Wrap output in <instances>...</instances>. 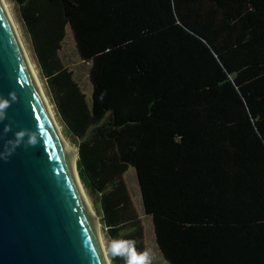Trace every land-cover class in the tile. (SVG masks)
<instances>
[{
	"label": "trees",
	"instance_id": "16d2710c",
	"mask_svg": "<svg viewBox=\"0 0 264 264\" xmlns=\"http://www.w3.org/2000/svg\"><path fill=\"white\" fill-rule=\"evenodd\" d=\"M13 1L111 264H153L129 168L165 264H264V0Z\"/></svg>",
	"mask_w": 264,
	"mask_h": 264
},
{
	"label": "water",
	"instance_id": "95a60500",
	"mask_svg": "<svg viewBox=\"0 0 264 264\" xmlns=\"http://www.w3.org/2000/svg\"><path fill=\"white\" fill-rule=\"evenodd\" d=\"M74 152L0 0V264H109Z\"/></svg>",
	"mask_w": 264,
	"mask_h": 264
},
{
	"label": "rangeland",
	"instance_id": "374dc122",
	"mask_svg": "<svg viewBox=\"0 0 264 264\" xmlns=\"http://www.w3.org/2000/svg\"><path fill=\"white\" fill-rule=\"evenodd\" d=\"M9 1L11 3V10L13 11V13L15 15V18H16L18 24H19L21 33H22V35L24 37L25 44H26L27 48L30 51L32 60H33L35 66H36V69L38 71V74H39L41 83H42V85H43V87L45 89V92H46L49 100H50L49 93H48V89H47V85H46V81L41 76L40 70H39L38 65H37V63L35 61V56H34V53H33V48H32V45H31V42H30L28 36L25 33V30L23 28V24L21 23L17 6H16V4L14 3L13 0H9ZM72 47H73V42H72L71 37L68 35L67 36V39H66V42L64 44L63 50H66L68 48V50H71L72 51V49H71ZM61 55H64V53H61ZM80 85H82V87L84 88V91H86V92L89 91V86H88V82H87V79L86 78L82 77V79L80 80ZM52 106H53V104H52ZM53 109H54V107H53ZM68 142H69V140H68ZM70 144L76 148V145L75 144L74 145H73V143H70ZM135 180L136 179H135V176H134V171H133L132 168H129V170L127 171V173L125 175V181H126V184H127L128 188H129L130 194H131V196L133 198L134 206L137 209V211L140 213L141 222H142L143 228L145 230V235H146L145 245H146V253H147V256L148 257L150 256V258L153 261V264H165L162 261L161 255H160L157 247L155 246V243H154V240H153V236H152L153 235V229H152V225L150 224V219L147 216L143 215V213H142L141 200H140V197H139V193H138V190H137V186H136ZM87 195H88L89 199L91 200V202L93 204V207H94V209L97 212L98 217H100V209H99V204H98V196L97 195L89 196L88 193H87ZM100 224H101V222H100ZM101 228H102L103 236L105 238V241H106V244H107V247H108V251H109V254H110V250H111L110 241L106 237V234L104 232V228H103L102 225H101Z\"/></svg>",
	"mask_w": 264,
	"mask_h": 264
},
{
	"label": "bare ground",
	"instance_id": "6f19581e",
	"mask_svg": "<svg viewBox=\"0 0 264 264\" xmlns=\"http://www.w3.org/2000/svg\"><path fill=\"white\" fill-rule=\"evenodd\" d=\"M11 15H12V19H13L14 23L17 25V27H18V29H19V32H20V35H21V39H22V43H23V45H24V46L26 47V49H27V54H28L29 60H30L31 65H32V67H33L34 74H35V76H36V78H37V80H38V83H39V85H40V88H41L42 94H43V96H44V98H45V100H46L47 107H48V110H49V112H50V114H51V116H52V119H53V122H54V126H55V128H56V130H57V133H58V135H59V137H60L62 143H63L65 146L70 147V148H74V151H75V152H74V155H73V164H74V176H75V180L77 181V183H78V185L80 186L81 190L87 195V192H86L85 188L83 187V185H82V183H81V181H80V179H79L78 173H77V167H76L77 153H78V152H77V149H76L74 146H72V145L68 142V140L66 139V137L63 135V131H62L61 125L59 124V121L57 120V117H56V115H55V112H54L53 106H52V104H51V102H50V100H49V98H48V96H47V94H46V92H45V89H44V87H43V85H42V83H41V80H40V77H39L38 71H37V69H36V66H35L33 60H32V57H31L30 51H29V49L27 48V46H26V44H25L24 37H23V35H22V33H21V30H20L19 24H18V22H17V20H16V18H15V15H14V13H13L12 10H11ZM87 196H88V195H87ZM88 198H89V197H88ZM90 207H91L92 213H93V215H94V217H95V219H96V222H97L100 241H101V243H102V245H103V247H104V250H105V253H106L107 259H108V261H109V264H111L110 254H109L108 247H107V244H106L105 238H104V236H103V232H102V228H101V224H100L101 221H100V218L98 217L97 212H96V210L94 209L93 204H92L91 201H90Z\"/></svg>",
	"mask_w": 264,
	"mask_h": 264
},
{
	"label": "clouds",
	"instance_id": "9594fccd",
	"mask_svg": "<svg viewBox=\"0 0 264 264\" xmlns=\"http://www.w3.org/2000/svg\"><path fill=\"white\" fill-rule=\"evenodd\" d=\"M142 264H143V258H142Z\"/></svg>",
	"mask_w": 264,
	"mask_h": 264
}]
</instances>
